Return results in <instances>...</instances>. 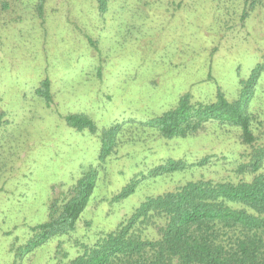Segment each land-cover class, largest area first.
<instances>
[{"label":"rangeland","instance_id":"374dc122","mask_svg":"<svg viewBox=\"0 0 264 264\" xmlns=\"http://www.w3.org/2000/svg\"><path fill=\"white\" fill-rule=\"evenodd\" d=\"M243 1L109 0L101 12L97 0H45L41 16L26 3L17 14L0 8V264H49L57 242L22 258L20 245L87 168L95 186L76 233L90 238L149 194L188 180L250 178L237 167L264 146V73L248 105L257 117L252 145L217 121L187 137L149 126L184 92L205 102L218 90L229 101L239 96L264 58V0L242 20ZM70 114L91 125L70 126ZM205 156L201 166L147 175L167 159ZM132 179L141 180L134 192L115 200Z\"/></svg>","mask_w":264,"mask_h":264},{"label":"trees","instance_id":"16d2710c","mask_svg":"<svg viewBox=\"0 0 264 264\" xmlns=\"http://www.w3.org/2000/svg\"><path fill=\"white\" fill-rule=\"evenodd\" d=\"M27 1L0 0V8L17 14L21 13L19 5L26 3L29 7L35 5L41 16L45 0ZM108 2L97 0L98 10L105 11ZM243 3L246 8L241 9L242 20L262 0ZM23 15L14 20L24 19ZM89 43L95 46L96 42L89 38ZM263 73L264 58L241 81L239 96L232 101L219 90L215 100L209 102L193 99L189 92L179 94L176 103L156 116L149 126L164 138L187 137L204 123L217 121L220 125L236 127L242 143L252 145L256 140L253 122L257 117L248 111V105ZM66 121L76 128L91 125L86 118L74 114L66 116ZM208 158L191 164L182 159H167L147 175L156 177L184 170L189 165L201 166ZM263 159L264 146H258L253 148L248 162L237 167L249 179L188 180L172 190L149 194L131 212L119 216L113 229L99 231L92 238L76 233L95 186L96 173L93 168H87L49 201L46 219L25 233L19 258L42 244L57 242L54 254L48 257L49 264H264ZM140 181H129L114 199L120 200L134 192ZM59 247L60 258L56 252ZM12 264L21 263L15 260Z\"/></svg>","mask_w":264,"mask_h":264}]
</instances>
